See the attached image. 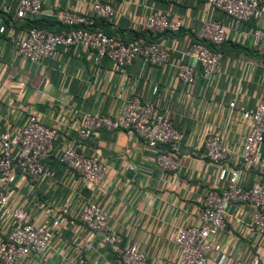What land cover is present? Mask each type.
I'll return each instance as SVG.
<instances>
[{
    "label": "crops",
    "instance_id": "obj_1",
    "mask_svg": "<svg viewBox=\"0 0 264 264\" xmlns=\"http://www.w3.org/2000/svg\"><path fill=\"white\" fill-rule=\"evenodd\" d=\"M93 1L42 0L43 13L35 20L55 28L61 26L58 14L63 10L92 16ZM107 1L116 13L99 22L96 19V24L125 39L146 32L145 22L152 13L180 19L179 32L162 34L157 40L172 48L170 61L154 66L136 59L128 68L129 79L120 96L124 75L108 59L95 62L83 46L61 47L38 62L18 55L11 42L21 25L15 18L17 0H0V23L8 25L6 33L0 34V130H13L34 119L55 130L61 146L77 139L85 115L119 116L127 99L136 94L152 102L155 113L170 117L184 133L175 149L180 168L165 172L157 164V150L140 138L124 130L102 129L80 144L83 152L107 164L98 183L88 181L57 157L48 161L47 173L40 179L18 174L11 183L0 181L12 205L26 208L35 223L53 232L48 251L30 252L17 264H70L79 252L89 264H121L103 238L84 227L80 214L88 202L108 212L110 228L121 233L124 244H137L146 253L148 264H178L180 251L173 235L181 226L200 223L196 206L217 179L218 166L205 155V137L209 133L224 135L234 152L229 164L235 166L248 124L239 114L232 116L228 102L235 99L252 108L263 95L264 57L251 37L240 34L264 26V15L236 29L230 17L206 0ZM205 20H219L227 29L220 70L209 79L201 75L197 61L184 58L183 53ZM183 60L196 65L194 83L178 77L176 66ZM243 179L248 185L260 181L252 171H245ZM252 211L247 203L231 205L225 228L214 238L222 250L210 255V264H247L264 254V236L249 227ZM9 227L10 220L0 216V235Z\"/></svg>",
    "mask_w": 264,
    "mask_h": 264
},
{
    "label": "built area",
    "instance_id": "obj_2",
    "mask_svg": "<svg viewBox=\"0 0 264 264\" xmlns=\"http://www.w3.org/2000/svg\"><path fill=\"white\" fill-rule=\"evenodd\" d=\"M206 1L230 17L236 29L264 15V0ZM92 7V16L70 9L60 11L58 21L62 28L53 31L26 25V21L42 15V0H17L15 18L21 25L11 36V42L18 55L29 62L51 56L61 47L83 46L95 62L102 63L108 59L113 69L124 75L120 96L129 79L128 68L136 59L154 66L170 61L172 48L168 44L144 36L128 40L96 25L97 18L109 19L115 15L116 8L112 2L94 0ZM182 25L180 19L169 14L152 13L147 17L145 29L158 35L166 31L179 32ZM7 26L0 23V34L6 33ZM240 35L251 37L254 47L264 57V26L243 31ZM226 39L227 29L221 21L205 20L203 29L184 50V58H194L201 68V75L209 79L220 70L221 49ZM176 67L183 82H195L196 65L183 60ZM262 83L264 90V70ZM153 90L157 91L158 86ZM228 108L232 116L237 113L248 124L240 160L235 166L229 164L234 152L221 133H209L205 137V155L218 166L217 179L214 186L205 189L202 201L196 206L200 223L181 226L173 235L180 251L178 264H210V255L222 250L214 238L225 228V217L233 204L247 203L251 206L249 227L264 236V92L255 107L239 105L233 99L228 102ZM154 109L152 102L143 101L133 94L119 116L106 113L85 115L77 131V139L61 146L58 145L56 131L34 119L17 125L13 130H0V181L11 183L18 174L33 180L40 179L47 173L48 161L57 157L60 163L88 181L98 183L107 164L100 157L83 152L80 144L102 129L124 130L140 138L146 146L157 150L156 161L163 171L177 172L180 163L175 149L184 133L170 117L155 113ZM245 171L254 172L260 181L248 185L243 179ZM0 216L10 220L8 232L0 235V264H17L30 252H46L52 247V229L35 223L26 208L12 205L9 192L1 184ZM80 218L86 229L103 238L121 264H148L146 253L137 244H124L121 233L110 228L109 214L100 205L86 203ZM70 264L89 262L85 254L79 252ZM247 264H264V254L254 256Z\"/></svg>",
    "mask_w": 264,
    "mask_h": 264
},
{
    "label": "trees",
    "instance_id": "obj_3",
    "mask_svg": "<svg viewBox=\"0 0 264 264\" xmlns=\"http://www.w3.org/2000/svg\"><path fill=\"white\" fill-rule=\"evenodd\" d=\"M98 22L100 21V18H97ZM7 21H11V19H7ZM60 24V22H59ZM26 25H30V26H36V27H39V28H46V29H49V30H53V31H60L61 28H62V25L61 26H58V27H55L53 28L51 25V23H46V22H43L42 20H33V21H26ZM97 25V24H96ZM109 32V31H108ZM169 31H166V32H163L161 34H158V35H154L153 33L149 32L146 30V32H143L142 34H139L135 37H138V36H144L146 38H148L149 40H158V38L160 37V35L162 34H166L168 33ZM112 33V32H111ZM134 37V38H135ZM124 38V37H123ZM132 39V38H131ZM193 39H195V35H193ZM129 40V39H128ZM209 46H211L209 43H208Z\"/></svg>",
    "mask_w": 264,
    "mask_h": 264
}]
</instances>
